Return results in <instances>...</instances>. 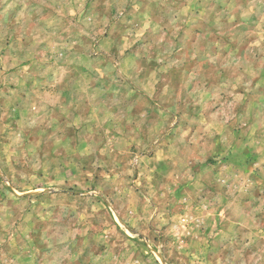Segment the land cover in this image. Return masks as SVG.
Listing matches in <instances>:
<instances>
[{
    "label": "rangeland",
    "instance_id": "rangeland-1",
    "mask_svg": "<svg viewBox=\"0 0 264 264\" xmlns=\"http://www.w3.org/2000/svg\"><path fill=\"white\" fill-rule=\"evenodd\" d=\"M0 264H264V0H0Z\"/></svg>",
    "mask_w": 264,
    "mask_h": 264
}]
</instances>
